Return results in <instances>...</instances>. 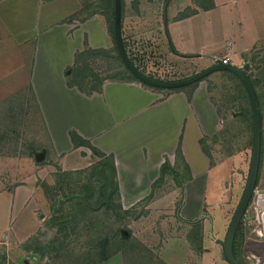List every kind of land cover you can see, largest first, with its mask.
I'll return each instance as SVG.
<instances>
[{"label":"rangeland","instance_id":"obj_1","mask_svg":"<svg viewBox=\"0 0 264 264\" xmlns=\"http://www.w3.org/2000/svg\"><path fill=\"white\" fill-rule=\"evenodd\" d=\"M79 1L81 8L62 21L82 22L87 17L99 15L106 22L107 47L81 56L78 55L79 52H75L73 62L68 63L65 70L66 87H61L58 81L55 84L42 82L39 83V90H35L29 86L28 81L5 89V81L0 80V162L4 164L1 166V172H10L12 187L21 181H26L24 183L27 185L18 189L16 200L13 202L11 216L14 219L7 223L9 228L14 230L13 233L4 238L1 231L0 264H98L105 260L106 264H114L121 252L125 264H149V260L158 258V251L169 244L168 235L181 237L189 228L185 223L174 222L169 216L170 211L177 210L184 195H187L188 200L194 198L200 202V196L204 194L209 182L205 181L209 157L204 147L210 145L212 148V166L216 163L215 160L226 159L234 154V149H241L244 145V152L241 153L244 169L236 165L239 158H234L235 162L228 158L227 164H230L231 171L228 179L226 178L228 184L225 193L219 194L217 199L210 203L205 202L204 196L202 200V218L206 217L202 247H208L209 250L202 248L197 254L208 264H229L223 255L222 245L216 241L225 237L249 168L252 111L243 83L230 71L216 70L208 73L199 82L181 86L192 89L202 84L207 88L216 108L219 130L226 134V137L219 132L213 136L202 137L200 144L206 157L199 152L196 145L189 143L190 156L196 167L195 177L191 178L186 165L177 157L175 166L179 175L165 173L158 183L152 185L151 197L148 200L137 201L127 211L119 207V198L116 196H113L110 203L100 204L109 190L106 180L111 176L110 171L102 170L101 162L105 158L83 145L70 144L67 133L73 130V126L69 124H75L86 133L96 136L94 141L100 146L106 149L112 147L119 151L120 155L117 154V157L122 164L124 161L125 166L129 167L124 169L125 176L122 177L124 193L133 190L130 187L131 176L138 174L147 187L150 174L146 175L142 169H132L131 166L134 167L137 159L142 158L141 140L135 134L132 139L129 136L133 129L131 123H134L135 119L128 118L120 122L118 130L115 127L114 118L121 113V98L113 96V106L109 102L106 105V102L99 98L90 101L84 99V94L88 96L86 98H90L94 88L100 89L105 79L140 81L137 77H132L129 69L126 70L117 51L113 28L114 0ZM164 1L121 0L122 39L128 57L141 72L154 79L174 80L188 76L205 65L199 58L181 54L175 56L171 51ZM66 4L70 5V2L67 0ZM194 5L196 4L193 0H186L181 5L176 2L174 6L178 15H181L188 13ZM56 9L59 10V7ZM44 29L39 36L43 42L50 39L53 33L59 32L62 27L52 26ZM69 33L74 36L72 31ZM83 44L82 51H85L88 46L85 36ZM72 45H75V40ZM47 52L44 46L43 54ZM45 55L48 53L44 54L42 60L52 61ZM179 55L181 57H178ZM43 65H47L46 62ZM251 73L248 72L252 77ZM72 82L79 84L81 88ZM254 85L259 101L261 100L260 111L263 114L262 162L257 189H264V86L256 81ZM157 88L169 92L180 87ZM36 92L42 104H39ZM202 97L198 111L201 110L203 123H208V117L211 115L206 111L203 114L206 100ZM161 117H153V129L149 131L155 138L160 135L162 129L167 132L168 124L165 119L161 122ZM172 129L173 127L170 130L172 142L170 144L166 141L165 149L173 152L176 133ZM108 131L111 133L107 134ZM118 133L121 137L129 138L122 142ZM125 140L131 141L135 147L133 152H129L124 146ZM154 143L157 145L155 140ZM158 149L155 147V151ZM39 152L43 153V157L36 159ZM144 155L146 158L145 152ZM180 164L184 167L181 168ZM235 168L241 171V177L235 172ZM127 177L129 179H126ZM110 181H115L118 185L117 171L116 180L110 177ZM178 181L183 184L179 186ZM172 194L176 197L173 198ZM257 195L255 192L249 202L236 233L237 256L244 264H264V237L261 236L264 234V212L258 204ZM210 210L223 214L221 223L215 229L212 227L213 235L210 234ZM124 228L128 232H124ZM196 228L198 233L200 228ZM198 239L200 237H197Z\"/></svg>","mask_w":264,"mask_h":264},{"label":"crops","instance_id":"obj_2","mask_svg":"<svg viewBox=\"0 0 264 264\" xmlns=\"http://www.w3.org/2000/svg\"><path fill=\"white\" fill-rule=\"evenodd\" d=\"M68 1L70 5L66 4L67 0H0V80L6 83L3 88H13L20 84L28 83V81L30 83L29 86L35 90L37 88L39 90V83L42 82L55 84L58 81L61 87H66L65 70L67 69V64L73 62L75 52L82 51L84 48V36L88 44L87 47H107L108 32L106 22L99 15L87 17L82 22L66 23L62 21L68 15L75 13L81 8L79 0ZM169 2L170 4L167 5V29L178 52L191 54L189 57L194 59H201L205 67L212 64L213 57L217 59L227 57L228 62L242 66L247 74L252 72V78L256 82H261L264 86V0H193L196 5L192 8L190 7L188 13L181 15H178L177 11H175L174 5L176 2L181 5L186 0H171ZM203 4H206L207 7H204L206 5ZM58 7L59 10L56 9ZM52 26H61L62 29L50 35V39L43 42L42 38L39 37L40 32L42 33V30H45L44 28ZM70 31L73 32V37L69 33ZM180 35L183 36L180 37ZM74 40L75 45H72ZM44 46L48 50V55L45 56L50 57L52 61L42 60L44 54H47H43ZM174 55L176 56L177 54L174 53ZM178 57L181 56L179 55ZM45 62L47 65H43ZM47 80L49 82H46ZM142 83L133 79H127L126 81L105 79L101 88L94 90L90 98H86L88 96L83 94L85 100L90 101L93 98H99L104 100L106 105L109 102L112 106L113 96L121 98L119 102L121 103V113H119L120 115L117 114L116 118L113 117L115 120L114 124L118 130L120 122L128 118L135 119L134 123H131L133 129H131L129 136L132 139L134 134L137 135V138L141 140L140 150L143 153L141 152V160L137 159L136 165L134 164V167L133 165L131 166L132 169H142L146 175L150 174L151 179L148 177L147 187L137 174V176H131L130 178V187L133 190L130 193H124L122 177L125 176L124 169L129 167L125 166L126 163L123 160L122 164L117 157V154L120 155L119 151H115L111 146L109 149L100 146L94 141L96 136L86 133L75 124L69 125H72L73 130L88 139L93 145L99 147L103 152L113 154L117 171L119 202L123 209L130 208L151 192L152 184L159 175V167L166 159L171 165L176 164L175 149L179 141L182 152L181 160L186 165L191 178L195 177L196 167L190 156L189 143L191 142L192 146L193 144L196 145L199 152L205 157L207 154L209 164L206 167L205 181L208 180L209 182L205 187L204 194L200 196V202L198 203V200L194 198L188 200L187 195H184L177 210L170 211L169 217L173 218L174 222L178 224L185 223L189 228L184 236L175 235L170 237L168 235L169 244L158 251V258L154 257L148 263L208 264L207 261L201 260L197 254L203 248L198 249V246H202L203 224H205L206 220V217L202 218L203 196L205 202L210 203L217 199L216 196L218 197L219 194L225 193L226 184H228L226 183V178L228 179L231 171L230 164H227L228 158L233 162H235L234 158H239L236 165L244 169L241 153L244 152L243 149L245 147L243 145L241 149H234V154L226 159L215 160L216 163L211 166L210 153H212V148L210 145L204 147L206 150L205 154L202 151V144H200L201 139L203 136H213L218 132L224 137H226V134L223 130H219L218 115L207 88L199 84L192 89L180 87L177 90L163 92L157 88L161 86H147ZM36 95L39 104H42L37 92ZM119 97L117 98L118 100L120 99ZM201 97L206 100L203 114L206 111L211 115L210 118L208 117V123H203L201 110L198 111ZM260 104L261 100L259 101V106ZM156 115L162 116L161 122L165 119L168 124L167 132L165 133L162 129L157 138L149 133L150 129H153V117ZM261 115L263 122L262 111ZM172 127V130L176 133L173 152L165 149L166 141L170 144L172 142L170 139ZM109 133L111 131H108L107 134ZM118 135L122 142L124 139L129 138V136L121 137L120 133ZM67 136L68 142L73 144L68 133ZM154 140L157 145H155ZM159 140L164 142L161 143ZM125 141L124 146L129 149V152H133L135 147L131 141ZM155 147L159 149L155 151ZM237 149L239 150L237 151ZM144 152L146 153V158H144ZM181 165V168L184 167ZM1 166L3 167L4 164L0 162V234L3 232L2 237L5 238L14 231L9 228L7 223L14 219L11 216V209L14 205L13 202L16 200L18 189L27 185L24 183L26 181H21L12 187L10 172H1ZM235 169H237L235 172L241 177V171H238V168ZM145 176L143 178L146 180ZM126 179L129 178L127 177ZM185 189L187 190L186 187ZM29 192L32 193V190ZM172 197L175 198V194H172ZM30 198L31 200L33 199L32 196ZM211 211L209 213L212 217L210 234L213 233L212 227L215 229L221 223V217H223L222 212L217 210L218 212L214 213ZM196 219L200 220L201 225L198 233L196 232V226L191 223V221ZM261 236L264 237V234H261ZM197 237H200V239L197 240ZM204 249L209 250L208 247H204ZM124 259V255L121 252L120 257L114 260V264H125ZM98 264H106V260Z\"/></svg>","mask_w":264,"mask_h":264},{"label":"water","instance_id":"obj_3","mask_svg":"<svg viewBox=\"0 0 264 264\" xmlns=\"http://www.w3.org/2000/svg\"><path fill=\"white\" fill-rule=\"evenodd\" d=\"M113 28L117 51L123 63L135 77H137L140 81L146 82L149 85L169 88L181 87L187 84H191L195 81L201 80L208 73H211L216 70L231 71L236 74L241 80V82L244 84L250 99L252 110V143L249 168L245 184L242 190V194L239 198V201L236 205V208L227 227L225 237L223 240H217L221 243L223 248V255L230 264H244L234 255L233 243L242 216L255 192L258 193V204L263 208L264 212V189H257L258 172L262 150V115L260 111L257 92L252 81L250 80L247 72L242 66L230 62H223L221 59H217L215 57H213L212 59V64L183 78H178L174 80H159L151 78L141 72L134 65V63L126 53L121 31V0H114ZM42 157V152L36 154V159H41Z\"/></svg>","mask_w":264,"mask_h":264},{"label":"trees","instance_id":"obj_4","mask_svg":"<svg viewBox=\"0 0 264 264\" xmlns=\"http://www.w3.org/2000/svg\"><path fill=\"white\" fill-rule=\"evenodd\" d=\"M169 1L170 0H165L164 1V8H167V5L169 4ZM203 5H206V4H203ZM209 5V4H208ZM204 7H207L204 6ZM167 35H168V40H169V47L171 49L172 52L176 53V54H181L183 56H191V54H184V53H180L178 52V50H176V48L174 47L173 45V42L170 38V35L168 33V29H167ZM102 48H90V47H87L85 51H79L78 55L81 56L83 54H87L89 52H94V51H97V50H100ZM77 55V56H78ZM79 59V57H78ZM75 60H76V57H75ZM126 70H128V68L126 67ZM129 71V70H128ZM228 71V70H227ZM231 72V71H230ZM233 73V72H232ZM234 74V73H233ZM133 75V74H132ZM235 76H237L236 74H234ZM250 80L252 81L253 85L255 84V80L248 74ZM134 77V75L132 76ZM238 77V76H237ZM135 78V77H134ZM74 83V82H72ZM145 83V82H143ZM194 83V82H193ZM76 86H78L79 88H81V86L79 84H76L74 83ZM147 84V83H145ZM152 86V85H151ZM255 87V85H254ZM95 90H98L97 88H94ZM258 96V100H259V95L257 94ZM251 117H252V112H251ZM69 136H70V140L71 142L73 143V145L75 146H78V145H83V146H86L92 150H95L97 151L99 154H101L105 160H103L101 163H102V170H107V171H110V177L115 179L116 180V167H115V163H114V157L112 154L108 153L106 154L105 152L103 151H100L96 146H94L88 139L82 137L81 135H79L75 130H70L69 131ZM182 158V152H181V143L179 141V143L177 144L176 146V149H175V158ZM261 162H262V150H261V159H260V166H259V172H258V178H259V173H260V168H261ZM105 171V173L107 172ZM165 173H170V174H173V175H179V172L176 168L175 165H171L170 162L166 159L159 167V175L158 177L156 178V180L153 182V184H156L158 183L164 176ZM110 177L109 180H106V185L109 186V190L106 194V197L104 199H102L100 201V204H108L111 202V200L113 199V196H116L117 198H119V191H118V185L117 183L114 181H110ZM179 185H182V181H178ZM152 184V185H153ZM151 197V193H149L148 195H146L143 200L146 201L148 200L149 198ZM119 207L122 208V205L120 204L119 202ZM125 211H127V209H124ZM191 223L196 226V227H200V220L199 219H196V220H193L191 221ZM123 230V229H122ZM238 230V228H237ZM124 232H128L127 229L124 228ZM237 233V232H236ZM236 235H235V238H234V243H233V251H234V255L238 258L237 256V251H236ZM202 246L199 245L198 246V249H201ZM239 259V258H238ZM240 260V259H239ZM241 261V260H240Z\"/></svg>","mask_w":264,"mask_h":264},{"label":"built area","instance_id":"obj_5","mask_svg":"<svg viewBox=\"0 0 264 264\" xmlns=\"http://www.w3.org/2000/svg\"><path fill=\"white\" fill-rule=\"evenodd\" d=\"M221 60H222L223 62H228V58H227V57H223Z\"/></svg>","mask_w":264,"mask_h":264},{"label":"flooded vegetation","instance_id":"obj_6","mask_svg":"<svg viewBox=\"0 0 264 264\" xmlns=\"http://www.w3.org/2000/svg\"><path fill=\"white\" fill-rule=\"evenodd\" d=\"M244 85V84H243ZM245 87V86H244ZM246 89V88H245ZM247 91V90H246ZM248 94V93H247ZM249 97V96H248ZM249 101H250V99H249ZM250 106H251V104H250ZM252 111V110H251Z\"/></svg>","mask_w":264,"mask_h":264},{"label":"bare ground","instance_id":"obj_7","mask_svg":"<svg viewBox=\"0 0 264 264\" xmlns=\"http://www.w3.org/2000/svg\"><path fill=\"white\" fill-rule=\"evenodd\" d=\"M264 231V230H263Z\"/></svg>","mask_w":264,"mask_h":264}]
</instances>
